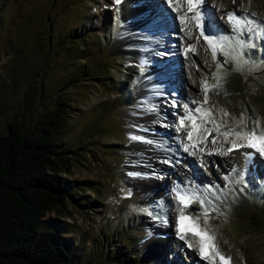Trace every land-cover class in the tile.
<instances>
[{"label":"rangeland","instance_id":"rangeland-1","mask_svg":"<svg viewBox=\"0 0 264 264\" xmlns=\"http://www.w3.org/2000/svg\"><path fill=\"white\" fill-rule=\"evenodd\" d=\"M203 9L206 35L233 37L230 12L264 23V0H205ZM185 14L187 25L178 18ZM194 15L186 0H0V135L13 121L35 130L57 97L64 101L65 117L49 138L69 150L59 177L71 196L44 219L81 264H220L200 255L199 237L180 239L177 191L195 198L184 214L198 218L230 264H264V156L242 147L235 161V150L223 153L244 141L222 135L250 131L253 122L264 131V35L236 36L255 44L236 49L247 61L237 70L223 53L213 59ZM189 45L196 50L185 54ZM218 63L220 83L230 79V87H214ZM160 83L169 90L152 98ZM189 111L197 127L185 120L178 131ZM144 112L149 117L136 121ZM142 132L158 135L160 150L207 140L190 147L195 155L157 157L171 168H157L164 179L144 181L138 156L129 154L137 147L142 156Z\"/></svg>","mask_w":264,"mask_h":264},{"label":"trees","instance_id":"trees-1","mask_svg":"<svg viewBox=\"0 0 264 264\" xmlns=\"http://www.w3.org/2000/svg\"><path fill=\"white\" fill-rule=\"evenodd\" d=\"M64 105L57 97L35 130L13 121L0 135V264H81L67 237L44 219L71 196L59 177L69 150L49 138L65 117Z\"/></svg>","mask_w":264,"mask_h":264},{"label":"snow or ice","instance_id":"snow-or-ice-1","mask_svg":"<svg viewBox=\"0 0 264 264\" xmlns=\"http://www.w3.org/2000/svg\"><path fill=\"white\" fill-rule=\"evenodd\" d=\"M178 2V0H177ZM188 5V12H194L195 15L191 17V20L195 22L196 26L200 30V36H203L204 40L207 42V45L212 51L213 59L215 60L217 57V53H223L224 56L230 57L232 60H234L237 64V70H239V66L241 64L247 63L246 60L242 58L243 53L239 52L236 53V49H243L245 47H255V44H247L244 42L243 39H237L236 36H243L245 33H249L252 35H264V23H257L256 20L251 19L248 16H237L235 12L227 13V18L229 23L232 26V32L235 34L233 37H224L219 35L218 33L213 34H205L206 32V26L204 23V9L203 5L205 4V0H186ZM235 2V0H233ZM117 3H119V0H117ZM167 3L169 6L173 5V0H167ZM174 10L178 11V8H175ZM252 16H255V13L252 14ZM179 20L182 24L187 25L188 23V17L187 14L179 16ZM211 21H209V29H210ZM191 35V33H188ZM197 40H199V37H197ZM235 44V48L233 45ZM194 45H189L187 51H195ZM235 53V54H234ZM225 65L223 63H218L217 65V83L214 85V87L219 88L221 87L220 83V69H222ZM143 70V68H141ZM203 89L205 91V98L204 103L208 102V96L207 92L209 90V85L207 81H203ZM193 103H196L193 101ZM183 107L187 110L188 104H184ZM154 110V108L152 109ZM196 112H201L202 109L197 108L195 109ZM211 110H208V113L210 115ZM224 115H228L227 112H224ZM185 120H191L192 121V128L195 129L197 127L196 125V117L191 114V111L188 112L186 116L180 117L179 120V127L178 131H184L185 130ZM240 123V121H238ZM254 126L250 131H236L235 129H231L229 131H225L222 133V135L225 137V141H227V138L232 135L235 136L238 140L244 141V143H236L235 140L232 141L231 147L228 148L223 154L227 155L228 153L232 152L233 150H238L242 147H249L252 149H255L257 152H259L262 156H264V131L259 130L257 127H255V122H253ZM213 125L215 130L219 131L220 127H223V125H217L213 121ZM205 132L211 133V129H204ZM133 139H142L141 137H132ZM187 138L188 140L193 139V131H187ZM207 140V137H202L199 140L196 141L195 144H184L183 150L185 152L189 151L190 147H195L196 144L204 143ZM212 143L215 144L216 140L213 139ZM205 150V149H202ZM195 155V153H192ZM208 155H212L213 153L209 151L207 153ZM219 154V153H218ZM246 156H250L251 154L246 153ZM235 171V170H234ZM228 177H225L227 179ZM177 199L180 201V203L184 206L181 208L180 212V218H179V232H180V239L185 240L187 237V234L191 233L197 237H199V253L200 255L209 260H219L220 264H230L231 258L225 257L219 250V248L215 244V237L210 235L206 229L201 228L198 223V218L194 219L190 216H186L184 214V208L190 207L191 203L194 202V197H188L185 195H181L179 191L176 193ZM201 204H203V201H200ZM205 219L207 220L208 212L205 211L204 213ZM188 222L187 229L185 228V222ZM188 247H193V244L191 241L188 242Z\"/></svg>","mask_w":264,"mask_h":264},{"label":"bare ground","instance_id":"bare-ground-1","mask_svg":"<svg viewBox=\"0 0 264 264\" xmlns=\"http://www.w3.org/2000/svg\"><path fill=\"white\" fill-rule=\"evenodd\" d=\"M131 26H134V25H131ZM130 28V32H131V30H132V28L131 27H129ZM159 30V29H158ZM138 39V38H137ZM147 51L149 50V49H146ZM134 51V50H133ZM140 51H144L143 49L142 50H140ZM134 54H139V51H136V52H134ZM139 67V65L138 64H131L130 65V68L131 69H136V68H138ZM173 74V73H172ZM172 74H168L167 76H169L168 78H172L173 77V75ZM230 79H225V80H223V82H221V85H222V87H230L229 86V81ZM159 82V81H158ZM159 88L160 89H158L159 90V92L160 93H157V95H155L154 93H156L157 92V90H154V91H152L151 90V96H152V98L154 97L155 99H157V98H159L160 96H162V95H164V93H167V91L169 90V89H167V87L164 85L163 86V84L162 83H160V85H159ZM154 92V93H153ZM94 100H98V98H94ZM151 108V107H150ZM147 110H150L149 108L147 109ZM179 114V113H178ZM177 114V115H178ZM142 117H141V116ZM137 116V115H136ZM147 117H149L147 114H146V112H144V113H141V114H139V118L136 120V121H142L143 119H147ZM137 118V117H136ZM144 121V120H143ZM171 127V126H170ZM178 129V128H177ZM141 133V132H140ZM142 137H145V140H143L144 142H145V147H144V152H143V154H142V156H139L140 154H139V152H137L138 150H137V147L136 146H134V147H136V148H134V149H132L131 151L132 152H130L129 154H131L132 156H134V157H136V156H138V157H136L137 158V160L138 161H136L137 162V165H139L140 167H141V169H143V172L142 173H139V172H133V174L134 173H136L138 176L139 175H141L140 176V180L144 177H146V176H149V180H157V179H159V180H161V179H164L165 178V173L162 171V172H160V173H155V172H157L156 170H157V168H159L160 166L162 167V168H171L167 163L165 164V161L164 162H161V159L160 158H157V157H161V156H163V155H167V154H169V155H177V156H179V155H182L183 154V156H184V158L185 157H187V155H192V151H191V148H189V151L188 152H185L184 150H183V147L181 148V150H180V152L178 153L177 152V150H175L174 148H171V149H168V150H163V149H158L156 146H157V144L155 143V141H157V139L159 138V136L158 135H150V134H144L143 132H142ZM141 139H139L138 140V142H140L142 145H143V143H142V141H140ZM161 151V152H159V151ZM162 152H164V153H162ZM238 152V150H235L234 151V159H235V161H239V157L240 156H238V154L239 153H237ZM242 157V156H241ZM136 162H134V164L136 163ZM132 165V170H135V169H137V168H134L135 167V165ZM156 168V169H155ZM167 170V169H166ZM141 171V170H140ZM145 171H147L148 173H146ZM161 171V170H160ZM132 177H133V175H132ZM147 178V177H146ZM145 178V180L144 181H146L147 179ZM158 180V181H159ZM148 181V180H147ZM152 182V181H151ZM182 184H180V183H178V187H176V190H178L179 188L181 189V190H185V186H181ZM148 188V187H147ZM146 188V189H147ZM143 192H144V190H142ZM141 191V192H142ZM144 224H146L147 225V222H145Z\"/></svg>","mask_w":264,"mask_h":264}]
</instances>
